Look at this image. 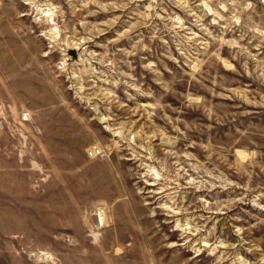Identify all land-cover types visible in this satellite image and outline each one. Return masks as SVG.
<instances>
[{
	"label": "rangeland",
	"instance_id": "rangeland-1",
	"mask_svg": "<svg viewBox=\"0 0 264 264\" xmlns=\"http://www.w3.org/2000/svg\"><path fill=\"white\" fill-rule=\"evenodd\" d=\"M0 264H264V0H0Z\"/></svg>",
	"mask_w": 264,
	"mask_h": 264
}]
</instances>
